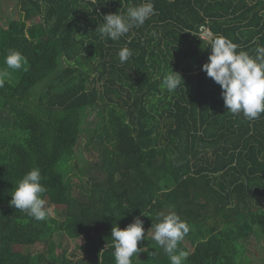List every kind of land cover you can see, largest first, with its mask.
Returning <instances> with one entry per match:
<instances>
[{
  "label": "trees",
  "instance_id": "16d2710c",
  "mask_svg": "<svg viewBox=\"0 0 264 264\" xmlns=\"http://www.w3.org/2000/svg\"><path fill=\"white\" fill-rule=\"evenodd\" d=\"M16 2L20 17L0 24V71L10 51L24 57L18 81L5 77L0 88V264H115L112 224L124 228L137 216L147 232L138 246L148 252L132 264H170L148 234L168 210L190 226L178 246L184 264L249 259L245 243L264 238V113L248 121L226 111L220 86L201 69L211 48L200 33L255 55L264 46V0H152L155 14L117 41L95 28L141 0ZM122 47L132 52L123 64ZM171 70L184 84L168 92L161 82ZM82 134L97 151L95 171L84 179L79 170L73 184L69 163ZM34 167L60 220L36 221L9 203ZM56 232L82 238V254L56 252ZM39 242L45 252L14 249Z\"/></svg>",
  "mask_w": 264,
  "mask_h": 264
},
{
  "label": "clouds",
  "instance_id": "9594fccd",
  "mask_svg": "<svg viewBox=\"0 0 264 264\" xmlns=\"http://www.w3.org/2000/svg\"><path fill=\"white\" fill-rule=\"evenodd\" d=\"M154 14L152 0H141L126 11L104 14L102 22L95 30L101 39L117 41L130 29L143 26ZM205 47H210L211 51L201 69L220 86L226 111L233 116L242 115L248 121L259 119L264 113V46L257 44L255 55H250L247 51H238L239 46L227 37L216 35L207 38ZM131 55L129 48L122 47L118 51L119 62H127ZM4 64L7 69L20 70L24 57L18 51H10L4 59ZM7 75V71H0V88L4 87ZM181 83L182 76L171 70L162 77L161 88L173 92ZM42 180L40 169L34 167L16 182L14 190L10 193V205L36 221H45L50 214L44 199L47 189ZM142 215L146 216L143 213ZM156 221L150 227L151 239L163 249L170 264H184L188 253L178 246L189 233V224L174 210L157 213ZM146 233L143 220L139 216L134 217L124 228H120L116 223L112 224L110 237L115 264H132L133 256L137 258L138 253L148 252L147 247L138 246L140 241L145 240Z\"/></svg>",
  "mask_w": 264,
  "mask_h": 264
},
{
  "label": "rangeland",
  "instance_id": "374dc122",
  "mask_svg": "<svg viewBox=\"0 0 264 264\" xmlns=\"http://www.w3.org/2000/svg\"><path fill=\"white\" fill-rule=\"evenodd\" d=\"M17 0H0V24L2 26H6V23L8 20L11 19H17L20 17V8L19 5L17 6ZM34 22H38L39 18L36 17L33 19ZM64 65V63H63ZM3 71H7L8 75L6 78L10 80L11 82H17L20 76V70H11V69H3ZM40 87V84L36 87L32 88L31 92L38 93V89ZM97 119V113L96 110H89L88 116L86 118V125H88L90 128H92ZM86 142L87 138L85 134L81 135L80 138V145L79 150L75 157L70 161L69 167L72 165L73 167L69 170L71 174L76 173V175H72V181L73 184H79L80 180L78 177H80L79 170L84 171L82 174V178L87 179L88 173H94L95 169L92 166L95 160L97 159V151L96 150H87L86 149ZM70 174V175H71ZM259 202L261 204H264V196L259 197ZM50 210V214L54 217H57L58 220L61 219L60 214H57L54 210L53 206L48 207ZM60 211L62 210V207H59ZM149 235H152V231L148 232ZM53 243L56 245L57 248H55L56 252L61 251V248H66L68 250V253L70 252H77L79 255L82 254V251L79 249V246L83 243L82 238L78 239H70L65 234L56 232L52 238ZM245 251L244 255L248 256L251 264H264V238L260 237L257 238L253 236L250 238L247 243H245ZM45 248H47V244L45 242H39L34 245H15L14 249L20 250L23 252H30L32 254H36L38 252H45ZM240 259V258H239ZM248 258H243L241 264H250Z\"/></svg>",
  "mask_w": 264,
  "mask_h": 264
},
{
  "label": "built area",
  "instance_id": "2783aa9c",
  "mask_svg": "<svg viewBox=\"0 0 264 264\" xmlns=\"http://www.w3.org/2000/svg\"><path fill=\"white\" fill-rule=\"evenodd\" d=\"M200 35H201V37H202L204 40H207V38H211V37H212L211 32H210L207 28L202 29Z\"/></svg>",
  "mask_w": 264,
  "mask_h": 264
}]
</instances>
